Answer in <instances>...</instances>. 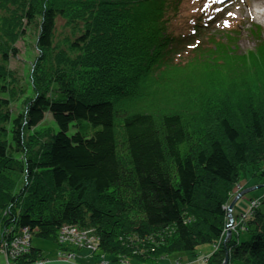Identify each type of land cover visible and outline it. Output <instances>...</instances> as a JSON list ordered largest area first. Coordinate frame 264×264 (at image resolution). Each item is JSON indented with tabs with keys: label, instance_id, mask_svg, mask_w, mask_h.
<instances>
[{
	"label": "trees",
	"instance_id": "16d2710c",
	"mask_svg": "<svg viewBox=\"0 0 264 264\" xmlns=\"http://www.w3.org/2000/svg\"><path fill=\"white\" fill-rule=\"evenodd\" d=\"M185 1L0 0V228L12 220L61 248V225L93 227L96 264H197L220 240L233 188L264 174V43L256 26L253 68L240 70L231 30ZM32 24L38 54L22 80L8 61ZM166 66L199 71L182 83ZM145 75L165 90L136 96ZM47 112L57 130L41 125ZM248 211V237L205 262L228 251L231 264H264V197ZM41 257L32 246L19 263Z\"/></svg>",
	"mask_w": 264,
	"mask_h": 264
},
{
	"label": "rangeland",
	"instance_id": "374dc122",
	"mask_svg": "<svg viewBox=\"0 0 264 264\" xmlns=\"http://www.w3.org/2000/svg\"><path fill=\"white\" fill-rule=\"evenodd\" d=\"M202 3L204 6L207 8H211L212 12L218 13V16L212 23V27H215L216 29H229L232 32L233 39L237 40L235 44H232V49L229 48V55H227V59L233 60L235 63H237L239 66L242 64L240 67V70H244L246 68H253V62H254V56L256 55L254 51L255 44L259 41V39L263 40L264 43V21L260 19H256L254 15L247 14V9L254 3H260L263 2L264 0H186L184 2V8L187 10H192L198 7L199 3ZM227 4L226 6H224ZM223 8V9H222ZM222 10V11H221ZM229 13H232V15H229ZM211 14V13H210ZM184 21L178 18V25L181 26ZM256 26L259 27L260 33L257 35V39L253 36L252 32L253 29L256 28ZM211 27V28H212ZM213 31L214 33H218V30L215 29H210V31ZM236 30L238 32V36H235ZM70 30L68 26L63 25L62 19H58L57 21V36L61 37L67 33H69ZM212 32V34H213ZM38 34V29L36 25L32 24L30 27L27 28L25 36L21 37L17 42H16V47L18 48V52L16 54H11L9 56V61H8V68L10 70L14 71L15 75H18L21 77L22 80H26L28 78V75L30 73V68L32 66V62L36 55L38 54V50L35 47V38L37 37ZM223 34H217V38H219ZM216 37V36H215ZM214 40H217L215 39ZM226 38L221 39V41H225ZM241 57V63H238V59ZM186 66V65H185ZM184 66H179V67H165L164 70L162 71V75H168V76H174L175 78L180 79V81L183 83L186 81V77L188 78H193L196 79V72L199 71V68H193V69H186V70H180L177 68H182ZM157 71H154L153 74H156ZM157 76H154L156 79ZM153 78V77H152ZM149 77L147 75L143 76V82H139L136 86L132 88V91L134 90L136 92V96H138L141 93H146V94H160V92H163L165 90V86H153L149 84ZM145 82H148V85H145ZM151 82L154 83L155 81L151 79ZM177 83V81H175ZM161 85V83H158ZM173 85L172 87H174ZM171 87V88H172ZM202 88V87H200ZM200 92H195V95L199 96ZM13 109L15 112L18 111L20 102L18 103H13ZM245 123L247 122H239V126L243 127L242 129L245 130L246 126ZM41 125H46L47 127H50L51 131L52 129L57 130V126L52 119V116L50 113H45V119L42 122ZM45 141H47V137H45ZM264 167V164H263ZM261 180L264 181V174L260 179L256 176L252 177L249 173L248 175L242 180L241 186L246 185L243 187L241 190L255 186V185H260L262 186L256 187L252 190L244 192L240 197L237 198L235 201L234 205L232 206L231 210L228 209V204H223L224 208L226 210V219L224 223V227L222 230V234L220 236V244L222 246L225 244L226 240L229 238H240L246 239L248 237V234L245 232L246 231V222L247 220V215L251 213V211H248V209L253 207H257L260 205L261 199L264 197V182H260ZM254 183V184H253ZM237 187L233 188L232 193L238 192ZM240 190V191H241ZM234 195V197H235ZM250 198H253L251 201L250 205ZM254 202V204H252ZM229 213L232 216V219L229 217ZM241 215V216H239ZM93 228V227H89ZM23 229V230H22ZM24 230H28L25 227H15L13 224L7 225V228L5 230L6 234L1 242L2 247H6L8 251L13 254L17 255L21 252L26 251L27 249H30L32 246L39 248L41 250V253L43 257L41 258H36L35 260L40 261L39 264H41L42 260L48 258L52 262V264H74L75 262H82V263H87V262H92L91 258H76L74 260H67L64 259V257H59L58 252L60 248L58 247V244L51 240V239H46V238H41L35 234H32V237L30 235H26ZM31 231V230H30ZM230 232L229 236H227V232ZM95 232H97L95 230ZM235 234V235H233ZM227 236V237H226ZM28 238V239H27ZM27 239V242L25 243L24 241ZM213 243H206V244H201L198 249H197V256L194 258H200L202 256L205 257V260L208 261L209 256L217 251L215 250V246H220L217 245L216 242ZM23 244L25 247H23ZM85 247V246H84ZM220 248V247H219ZM77 249H80L77 247ZM75 249V252H78L79 254H87V252L84 251V249L77 250ZM213 251V252H212ZM27 253V252H26ZM24 252V254H26ZM226 253V252H225ZM23 254V255H24ZM6 255L8 256L9 253L7 252ZM15 256L14 260L12 261L14 264H25L24 263H19V259L23 256ZM223 255V254H222ZM101 256V255H100ZM189 254L186 252L180 251V252H174L169 254L165 258V261L168 263L170 261L176 260L178 257H182L183 259L187 258ZM17 259V262H16ZM33 260V261H35ZM205 260H201V262H197V264H208V262H205ZM215 261H218L217 259L214 258ZM2 261V260H1ZM230 258H229V252L227 251V259L225 260V254L223 256L222 261L219 263H214V264H231L229 263ZM32 262V261H31ZM5 263V261L3 262ZM10 263V262H9ZM30 263V262H29ZM100 264V262L98 263ZM161 264V263H158Z\"/></svg>",
	"mask_w": 264,
	"mask_h": 264
},
{
	"label": "built area",
	"instance_id": "2783aa9c",
	"mask_svg": "<svg viewBox=\"0 0 264 264\" xmlns=\"http://www.w3.org/2000/svg\"><path fill=\"white\" fill-rule=\"evenodd\" d=\"M252 204H254V202H252ZM24 227L29 229L26 226ZM24 231L26 235H29L30 229L29 231L28 230H24ZM4 236H5V232L0 236V256L1 255L3 256V260L2 261L0 260V264H14L12 262V260L15 259L14 257L17 255L18 256L23 255L24 252L25 253L28 252L29 249L17 255L11 254L6 247L1 246V242ZM27 239L24 241L25 243L27 242ZM57 242L60 245H62V247L60 248L58 252L59 257H64V259H67V260H74L76 258L86 259V255L89 256L88 253L79 254L78 252H75V249H77L78 247L80 249H77V250L82 251L84 249V251H89L91 254V251L97 250L99 238H98L97 232H95V228H80L79 226L73 225V224H63L60 226L58 230ZM219 244H220V240L217 242V245ZM23 247H25L24 244H23ZM7 252L9 253L8 256L6 255ZM101 256L103 257V255ZM41 260H42L41 264H49L51 262L50 259L48 258L41 259ZM196 260H199V261L205 260V257L204 259H196ZM4 261L5 263H3ZM39 262L40 261L35 260V261L30 262L29 264H39ZM99 262L100 264H108L107 261L104 259L100 260ZM74 264H96V263L90 261L87 263L75 262ZM175 264H182V263L176 260Z\"/></svg>",
	"mask_w": 264,
	"mask_h": 264
},
{
	"label": "bare ground",
	"instance_id": "6f19581e",
	"mask_svg": "<svg viewBox=\"0 0 264 264\" xmlns=\"http://www.w3.org/2000/svg\"><path fill=\"white\" fill-rule=\"evenodd\" d=\"M246 12H247V14L254 15V17L256 19H260V20L264 21V3L263 2L252 4L247 9ZM11 221L12 220H10V222H7V224L9 225L11 223ZM6 228H7V225H5L3 228H0V236L5 232ZM5 234H6V232H5ZM213 244L215 245V243H213ZM215 250H219V247L215 246Z\"/></svg>",
	"mask_w": 264,
	"mask_h": 264
},
{
	"label": "water",
	"instance_id": "95a60500",
	"mask_svg": "<svg viewBox=\"0 0 264 264\" xmlns=\"http://www.w3.org/2000/svg\"><path fill=\"white\" fill-rule=\"evenodd\" d=\"M259 186H262V184H260V185H255V186H251V187L245 188V189H243V190L237 192V194L235 195V197H234V198L232 199V201L228 204V209L231 210V208H232V206L234 205V203H235V201L237 200V198L240 197L244 192L249 191V190H252V189H254V188H256V187H259ZM229 217H230V219H232V216H231L230 213H229ZM229 234H230V232L228 231V232H227V236H229ZM227 236H226V237H227ZM226 259H227V252L225 253V260H226ZM223 264H224V263H223Z\"/></svg>",
	"mask_w": 264,
	"mask_h": 264
},
{
	"label": "snow or ice",
	"instance_id": "6c2138e0",
	"mask_svg": "<svg viewBox=\"0 0 264 264\" xmlns=\"http://www.w3.org/2000/svg\"><path fill=\"white\" fill-rule=\"evenodd\" d=\"M229 15H232V13H229Z\"/></svg>",
	"mask_w": 264,
	"mask_h": 264
}]
</instances>
